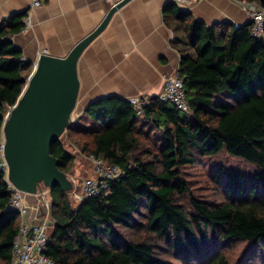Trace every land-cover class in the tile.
<instances>
[{
    "label": "trees",
    "instance_id": "trees-1",
    "mask_svg": "<svg viewBox=\"0 0 264 264\" xmlns=\"http://www.w3.org/2000/svg\"><path fill=\"white\" fill-rule=\"evenodd\" d=\"M235 1L264 8V0ZM163 14L178 23L191 49L177 70L189 113L154 97L138 115L127 100L106 97L73 121L66 138H80L82 154L118 167L123 177L76 205L52 188L56 224L44 255L53 264H230L224 249L235 241L264 251V40L252 36L249 22L208 26L173 2ZM26 16L18 12L0 23V134L33 69L11 41ZM222 153L259 172L218 171L222 203L190 196L183 170ZM50 155L60 172L73 167L61 138ZM9 197L0 174V264L10 262L21 222L7 209Z\"/></svg>",
    "mask_w": 264,
    "mask_h": 264
},
{
    "label": "crops",
    "instance_id": "crops-1",
    "mask_svg": "<svg viewBox=\"0 0 264 264\" xmlns=\"http://www.w3.org/2000/svg\"><path fill=\"white\" fill-rule=\"evenodd\" d=\"M35 1L39 2L36 7ZM119 1L0 0V23L27 11L28 28L11 41L33 68L42 54L64 58ZM167 2L130 0L83 50L76 67L79 90L74 120L84 114L90 103L102 98L157 97L164 77L177 72L181 58L191 49L178 23L163 14ZM178 6L208 26L248 23L246 13L235 0H183ZM43 213H39L38 221L30 214L28 218L40 223L47 218Z\"/></svg>",
    "mask_w": 264,
    "mask_h": 264
},
{
    "label": "water",
    "instance_id": "water-1",
    "mask_svg": "<svg viewBox=\"0 0 264 264\" xmlns=\"http://www.w3.org/2000/svg\"><path fill=\"white\" fill-rule=\"evenodd\" d=\"M129 1L115 3L100 24L64 58L40 55L4 117L0 135L7 181L23 194L29 206L41 203L43 195L50 194L54 186L65 193L73 189L67 174L59 171L58 160L50 155V146L74 121L79 90L76 67L81 53Z\"/></svg>",
    "mask_w": 264,
    "mask_h": 264
},
{
    "label": "built area",
    "instance_id": "built-area-1",
    "mask_svg": "<svg viewBox=\"0 0 264 264\" xmlns=\"http://www.w3.org/2000/svg\"><path fill=\"white\" fill-rule=\"evenodd\" d=\"M177 5L183 0H167ZM246 13L248 22L251 24V34L256 39L264 40V8L255 2H238ZM39 2L35 1L36 7ZM28 16L24 19V28H28ZM240 25L234 24L237 29ZM173 36L170 35V40ZM24 61V59H21ZM157 101L163 104H171L183 114L189 113V107L184 90L183 80L176 73L164 77L162 91L157 95ZM127 101L135 107L137 114H141L143 106L148 104V98H129ZM4 142L0 135V174L7 185L10 193L7 209L15 212L20 217L18 233L13 241L12 257L8 264H53L45 255L44 251L50 241L51 230L55 226L54 219L45 220L40 223L29 221V205L26 203L21 192L16 190L7 181V165L4 160ZM87 160L92 166L93 176L86 177L81 181L80 191L74 194L77 203L88 197L98 196L108 191V183L123 177V172L114 166L105 163L102 159L88 156Z\"/></svg>",
    "mask_w": 264,
    "mask_h": 264
},
{
    "label": "rangeland",
    "instance_id": "rangeland-1",
    "mask_svg": "<svg viewBox=\"0 0 264 264\" xmlns=\"http://www.w3.org/2000/svg\"><path fill=\"white\" fill-rule=\"evenodd\" d=\"M75 120L78 121L79 117ZM61 140L65 149L75 158L73 167L67 173L68 180L73 185V189L67 195L71 203L76 205L77 202L73 195L79 193L81 181L84 178L93 176L92 166L87 160V156L81 153L82 140L80 138L68 139L64 133ZM220 170H223V173L234 171L249 176L259 172L257 167L249 165L240 159L229 157L224 153L213 158L198 160L194 165L183 170V178L188 182L190 196L212 204L222 203L224 201V178L214 182V176ZM43 196L44 200L41 203L29 207V214L33 215L37 221L39 220L40 212H44V216L47 217L46 220L52 219L50 214L51 198L48 193ZM187 198V196L184 198V202H187ZM224 254L230 264H264V251H255L244 242H229L226 244ZM164 258L169 259L170 257L165 256ZM168 262L178 264L172 259H169Z\"/></svg>",
    "mask_w": 264,
    "mask_h": 264
}]
</instances>
